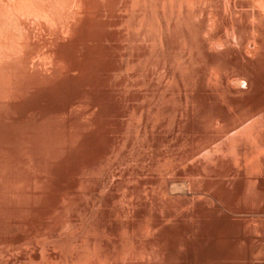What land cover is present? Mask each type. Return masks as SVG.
<instances>
[{
	"label": "bare ground",
	"instance_id": "1",
	"mask_svg": "<svg viewBox=\"0 0 264 264\" xmlns=\"http://www.w3.org/2000/svg\"><path fill=\"white\" fill-rule=\"evenodd\" d=\"M0 264H264V0H0Z\"/></svg>",
	"mask_w": 264,
	"mask_h": 264
}]
</instances>
